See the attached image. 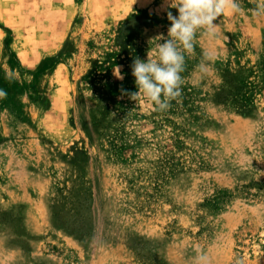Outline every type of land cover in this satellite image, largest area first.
Here are the masks:
<instances>
[{
	"label": "rangeland",
	"instance_id": "1",
	"mask_svg": "<svg viewBox=\"0 0 264 264\" xmlns=\"http://www.w3.org/2000/svg\"><path fill=\"white\" fill-rule=\"evenodd\" d=\"M238 2L158 111L123 93L170 0H0V264H264V0Z\"/></svg>",
	"mask_w": 264,
	"mask_h": 264
},
{
	"label": "clouds",
	"instance_id": "2",
	"mask_svg": "<svg viewBox=\"0 0 264 264\" xmlns=\"http://www.w3.org/2000/svg\"><path fill=\"white\" fill-rule=\"evenodd\" d=\"M170 8L177 10L178 15L167 12L170 26L167 37L163 34L155 38L163 43L157 45L156 59L147 55V60L136 57L131 65L132 76L138 91L123 93L130 99L136 100L141 94L150 101L155 110L166 111L173 100H179L184 83L181 73L185 70V54H194V39L198 30L208 35H215V21L226 10L239 12L238 0H170ZM264 12V6L256 10V14ZM199 69L206 71V65L201 63ZM120 76L119 68H117ZM7 93L0 90V99L6 98Z\"/></svg>",
	"mask_w": 264,
	"mask_h": 264
},
{
	"label": "trees",
	"instance_id": "3",
	"mask_svg": "<svg viewBox=\"0 0 264 264\" xmlns=\"http://www.w3.org/2000/svg\"><path fill=\"white\" fill-rule=\"evenodd\" d=\"M263 247H264V245H263Z\"/></svg>",
	"mask_w": 264,
	"mask_h": 264
},
{
	"label": "crops",
	"instance_id": "4",
	"mask_svg": "<svg viewBox=\"0 0 264 264\" xmlns=\"http://www.w3.org/2000/svg\"><path fill=\"white\" fill-rule=\"evenodd\" d=\"M14 8V7H13Z\"/></svg>",
	"mask_w": 264,
	"mask_h": 264
}]
</instances>
